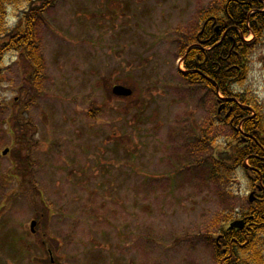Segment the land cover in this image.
<instances>
[{"label":"rangeland","instance_id":"obj_1","mask_svg":"<svg viewBox=\"0 0 264 264\" xmlns=\"http://www.w3.org/2000/svg\"><path fill=\"white\" fill-rule=\"evenodd\" d=\"M218 1L59 0L36 26L39 92L3 56L0 264H217L224 214L251 190L241 171L210 178L232 133L178 72ZM235 89L264 104V37Z\"/></svg>","mask_w":264,"mask_h":264},{"label":"trees","instance_id":"obj_2","mask_svg":"<svg viewBox=\"0 0 264 264\" xmlns=\"http://www.w3.org/2000/svg\"><path fill=\"white\" fill-rule=\"evenodd\" d=\"M58 1L0 0V67L6 53L18 55L28 66L30 85L37 92L44 60L36 26ZM218 4L202 14L201 29L181 52L184 71L178 74L188 84L212 92L215 118L232 133L234 143L212 155L210 178L224 186L241 171L250 190L256 191L255 202L246 210L234 217L224 214L215 260L264 264V104L250 92L235 89L245 81L253 53L262 45L264 0H219ZM93 112L89 117L95 119ZM238 219L245 221L243 230H226V224Z\"/></svg>","mask_w":264,"mask_h":264},{"label":"water","instance_id":"obj_3","mask_svg":"<svg viewBox=\"0 0 264 264\" xmlns=\"http://www.w3.org/2000/svg\"><path fill=\"white\" fill-rule=\"evenodd\" d=\"M112 94L116 97L128 98L132 95V92L129 89L124 88L122 86H115L112 89ZM254 200H255L254 193H251L249 195V203L252 204L254 202ZM244 226H245L244 220H237V221H234V222L229 224L228 230L229 231H231V230H242L244 228ZM33 227H34V224L32 223L31 224V231L32 232H33ZM216 241H218V239Z\"/></svg>","mask_w":264,"mask_h":264},{"label":"flooded vegetation","instance_id":"obj_4","mask_svg":"<svg viewBox=\"0 0 264 264\" xmlns=\"http://www.w3.org/2000/svg\"><path fill=\"white\" fill-rule=\"evenodd\" d=\"M220 246V245H219Z\"/></svg>","mask_w":264,"mask_h":264}]
</instances>
